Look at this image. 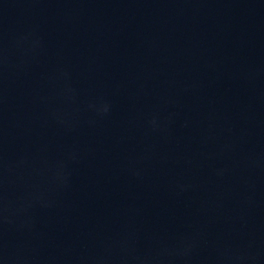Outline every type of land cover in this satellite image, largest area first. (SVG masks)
Listing matches in <instances>:
<instances>
[{"label":"water","instance_id":"water-1","mask_svg":"<svg viewBox=\"0 0 264 264\" xmlns=\"http://www.w3.org/2000/svg\"><path fill=\"white\" fill-rule=\"evenodd\" d=\"M0 264H264V0H0Z\"/></svg>","mask_w":264,"mask_h":264}]
</instances>
